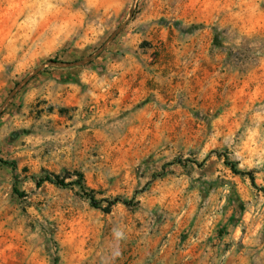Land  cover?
Masks as SVG:
<instances>
[{
    "label": "rangeland",
    "instance_id": "374dc122",
    "mask_svg": "<svg viewBox=\"0 0 264 264\" xmlns=\"http://www.w3.org/2000/svg\"><path fill=\"white\" fill-rule=\"evenodd\" d=\"M34 1L0 0V264H264V0Z\"/></svg>",
    "mask_w": 264,
    "mask_h": 264
},
{
    "label": "trees",
    "instance_id": "16d2710c",
    "mask_svg": "<svg viewBox=\"0 0 264 264\" xmlns=\"http://www.w3.org/2000/svg\"><path fill=\"white\" fill-rule=\"evenodd\" d=\"M226 163L234 170L235 173L243 174V175H249L251 180H252V182H253V184H255V179H254L253 175H251V173H249L247 171H243L241 169H238L236 167V165L234 163L230 162V161H226ZM92 202H93V200H92ZM111 203H112V201H111Z\"/></svg>",
    "mask_w": 264,
    "mask_h": 264
},
{
    "label": "water",
    "instance_id": "95a60500",
    "mask_svg": "<svg viewBox=\"0 0 264 264\" xmlns=\"http://www.w3.org/2000/svg\"><path fill=\"white\" fill-rule=\"evenodd\" d=\"M116 33H117V31H116ZM115 33V34H116ZM97 55V53L95 54V55H91L89 58H88V60H90V59H92V58H94L95 56ZM52 62H56V61H52ZM82 62V61H81ZM81 62H77V63H67L68 65H78L79 63H81ZM63 64V63H62ZM39 69V68H38ZM38 69H36L35 71H34V73H36L37 71H38ZM33 73V74H34ZM32 75H30L27 79H29L30 77H31ZM26 79V80H27ZM15 91L16 90H14L11 94H10V97L15 93ZM6 104V103H5ZM4 104V105H5ZM4 105L2 106V108L4 107Z\"/></svg>",
    "mask_w": 264,
    "mask_h": 264
},
{
    "label": "bare ground",
    "instance_id": "6f19581e",
    "mask_svg": "<svg viewBox=\"0 0 264 264\" xmlns=\"http://www.w3.org/2000/svg\"><path fill=\"white\" fill-rule=\"evenodd\" d=\"M36 2H38L37 0H35L34 2H32V6H34L35 4H37Z\"/></svg>",
    "mask_w": 264,
    "mask_h": 264
}]
</instances>
